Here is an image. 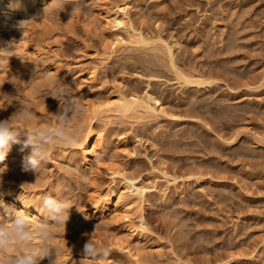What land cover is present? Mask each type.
I'll return each mask as SVG.
<instances>
[{"label":"rangeland","instance_id":"374dc122","mask_svg":"<svg viewBox=\"0 0 264 264\" xmlns=\"http://www.w3.org/2000/svg\"><path fill=\"white\" fill-rule=\"evenodd\" d=\"M120 1L51 0L44 14L27 0L17 18L0 12V120L27 103L32 126L55 123L62 85L83 98L85 129L93 105L117 93L143 105L97 115L101 159L59 146L36 173L22 168L30 149L14 145L0 162V200L59 194L79 208L54 229L63 264H81L90 235L109 254L87 264H135L112 241L119 235L141 264H264V0H123L148 44L106 22L102 9ZM21 20H32L24 32ZM115 171L144 189L143 223L115 209L90 217L94 197L119 184Z\"/></svg>","mask_w":264,"mask_h":264},{"label":"clouds","instance_id":"9594fccd","mask_svg":"<svg viewBox=\"0 0 264 264\" xmlns=\"http://www.w3.org/2000/svg\"><path fill=\"white\" fill-rule=\"evenodd\" d=\"M31 21L21 20L17 27L24 32ZM51 97L59 102V107L54 114L55 123L49 126L31 125L35 114L27 103L18 104L10 117L0 120V162L6 159L14 145H19L21 152L30 149L23 159V170L37 173L49 161L55 147H75L82 142L86 129L78 121L87 112L83 98L72 85H62ZM19 122L25 127L18 126ZM73 206L76 205L62 195L44 196L40 211L46 219L37 227L25 211L0 200V264H43L45 260L48 264H63V250L53 243L54 229L65 227ZM108 254L107 244L96 243L90 235L82 249L81 264H87L88 260L103 261Z\"/></svg>","mask_w":264,"mask_h":264},{"label":"bare ground","instance_id":"6f19581e","mask_svg":"<svg viewBox=\"0 0 264 264\" xmlns=\"http://www.w3.org/2000/svg\"><path fill=\"white\" fill-rule=\"evenodd\" d=\"M27 0H0V12L3 13L6 16L9 17H15L17 18L21 13L23 14V10L25 9V2ZM51 2V0H37V5L39 8H41V12L45 10V7L47 4ZM29 4V3H28ZM129 4L127 1H120L114 4V6L109 8H103V14L106 22L113 27L117 29H124L128 33L127 41L132 44H148L149 41L145 39L140 33L137 32V30L134 28L131 19H130V10H129ZM169 54H172L171 49H169ZM173 61V57L171 58ZM171 61V62H172ZM92 75V74H91ZM186 79V78H185ZM188 81V77H187ZM148 100L151 102H154L155 104L159 103V100L157 98H154L152 96H147ZM148 105V104H147ZM146 104L144 107L146 110H154L152 107L147 106ZM106 106L105 108H103ZM142 100H140V97L137 96L136 93H132L128 96L117 93V95L112 98L111 100H108L104 103H97L93 105V113L91 117V121H89V124L86 129L85 136L82 140V142L77 146L79 149L82 150L84 154V158L86 161H91L94 159L99 153H102V136L96 131V117L101 112H108L113 111L115 113H119L122 115H126L134 110H136L139 107H142ZM101 156V154H99ZM98 157L101 159L102 157ZM96 159V158H95ZM115 175L119 176V184L116 185L114 189H111L107 195L103 198L101 195H96L94 197L93 202V209L91 210L92 213L90 214V217L93 219L95 217H98L99 214L107 213L113 209L117 212V218L118 219H125L127 221L134 220V216L136 219H138L141 223L144 222L142 213H135L140 205L144 202L145 199V191L144 189H141L137 186V179L132 177H127L121 172H114ZM204 182V178L200 177L197 178L196 183L199 185ZM4 195V194H2ZM128 196L129 198L123 199L124 197ZM3 197V196H2ZM10 204L14 206L15 209L23 210L25 211L29 216L36 217V218H42L44 214L40 211V204L34 203V201L30 198H14L11 197ZM137 203V204H135ZM137 207H136V206ZM143 205V204H142ZM142 207V206H141ZM137 208V210H136ZM140 212V211H139ZM117 219V220H118ZM133 222V221H132ZM141 226V225H140ZM139 226V227H140ZM138 227L137 225H129L128 231L129 233L133 235H138ZM141 229V228H140ZM143 224H142V230H143ZM129 235V237L131 236ZM123 238L119 235V237H115L114 241L115 245L119 244V246H122L120 248L124 251L126 250L127 255L131 256V258H134L135 264H141V260H139V254L136 253L137 249L135 246L132 245V243H126L124 244V241L127 236L122 235ZM125 236V237H124ZM111 238V237H110ZM136 242H139V238H136ZM129 242V241H128ZM135 242V243H136ZM124 244V245H123ZM126 245V246H125ZM119 248V247H118ZM45 262V261H44ZM43 264H46L43 263Z\"/></svg>","mask_w":264,"mask_h":264}]
</instances>
